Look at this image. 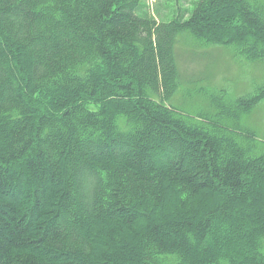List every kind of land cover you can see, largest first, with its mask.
<instances>
[{"label":"trees","instance_id":"obj_1","mask_svg":"<svg viewBox=\"0 0 264 264\" xmlns=\"http://www.w3.org/2000/svg\"><path fill=\"white\" fill-rule=\"evenodd\" d=\"M206 1L0 0V264H264V83L169 108L180 39L264 62V0Z\"/></svg>","mask_w":264,"mask_h":264},{"label":"rangeland","instance_id":"obj_2","mask_svg":"<svg viewBox=\"0 0 264 264\" xmlns=\"http://www.w3.org/2000/svg\"><path fill=\"white\" fill-rule=\"evenodd\" d=\"M146 1L148 8L144 9L143 5L144 14L150 11L153 18L158 21H169L177 9H190L196 0ZM254 2L256 8L261 4L260 0H254ZM236 22L239 21L236 19ZM245 38L242 44L236 42L237 45L233 44L230 50L188 37L180 39L175 48V60L182 79L177 94L169 102L171 103L169 108L172 110L182 108L191 110L193 113L197 111L195 113L204 114L200 117H193L192 122H187V125H199L206 122V115H211L217 109L222 112V108L217 103L211 104V101L208 100L209 92L212 93L217 89L225 90L231 98L236 99L253 94L256 87L264 83V62L257 59V52L253 50L250 54L246 52L248 49L247 40L252 38L250 36ZM252 40L254 41V39ZM254 46L255 44L251 46V49ZM257 48L264 54L263 46ZM236 51L247 53L252 61L247 60ZM198 90L203 94V97L197 95ZM47 99V105H51V98L47 96ZM215 101L221 102L220 100ZM222 102V106H229V103L233 101ZM201 106L206 108L205 112H199ZM240 123V128L254 131L258 134V138L264 141V102L249 113L248 120L246 116H242ZM224 124L227 128H238L227 123ZM236 139L238 140L237 137ZM214 242L217 243L216 237H214Z\"/></svg>","mask_w":264,"mask_h":264},{"label":"bare ground","instance_id":"obj_3","mask_svg":"<svg viewBox=\"0 0 264 264\" xmlns=\"http://www.w3.org/2000/svg\"><path fill=\"white\" fill-rule=\"evenodd\" d=\"M205 1H206V0H205ZM212 1H213V0H212ZM206 2H207V1H206ZM208 2H209V1H208ZM235 4H236V3H235ZM232 5H233V4H232ZM211 6H212V5H211ZM230 6H231V5H230ZM224 7H226V5H224ZM237 7H238V6H237ZM217 8H218V7H217ZM234 8H235V7H234ZM220 9H221V8H220ZM236 10H237V9H236ZM206 11H207V10H206ZM208 11H209V10H208ZM221 11H222V10H221ZM224 11H225V10H224ZM227 11H228V9H227ZM216 12H217V11H216ZM225 12H226V11H225ZM211 13H212V12H211ZM236 13H237V12H236ZM223 14H224V13H223ZM234 14H235V13H234ZM234 14H233V15H234ZM217 15H218V14H217ZM224 15H225V14H224ZM60 16H61V15H60ZM242 19H243V18H242ZM242 19H241V20H242ZM232 20H233V19H232ZM238 20H239V19H238ZM244 25H245V24H244ZM244 25H243V26H244ZM205 33H206V32H205ZM244 34H245V33H244ZM191 35H192V34H191ZM243 37H244V36H242V38H240V39H243ZM238 39H239V38H238ZM244 39H246V38H244ZM208 41H209V39H208ZM243 41H244V40H243ZM235 46H236V45H235ZM18 49H19V48H18ZM25 51H26V50H25ZM18 52H19V51H18ZM30 68H31V66H30ZM7 72H8V71H7ZM19 78H20V77H19ZM15 86H16V85H15ZM25 86H26V85H25ZM44 91H45V90H44ZM30 92H31V91H30ZM43 94H45V93H43ZM47 94H48V93H47ZM48 95H49V94H48ZM211 96H212V95H211ZM213 97H214V96H213ZM217 97H218V96H217ZM210 98H211V97H210ZM215 98H216V97H215ZM211 99H212V98H211ZM220 99H222V98H220ZM47 100H48V99H47ZM50 100H51V99H50ZM52 100H53V99H52ZM52 100H51V101H52ZM212 100H213V99H212ZM212 100H211V101H212ZM214 100H215V99H214ZM51 104H52V103H51ZM15 105H16V104H15ZM46 110H47V109H46ZM17 114H18V113H17ZM22 120H23V119H22ZM189 205H190V204H189ZM193 205H194V204H193Z\"/></svg>","mask_w":264,"mask_h":264}]
</instances>
